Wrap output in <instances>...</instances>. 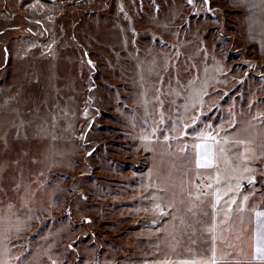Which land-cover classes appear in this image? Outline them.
I'll list each match as a JSON object with an SVG mask.
<instances>
[{
  "label": "rangeland",
  "instance_id": "1",
  "mask_svg": "<svg viewBox=\"0 0 264 264\" xmlns=\"http://www.w3.org/2000/svg\"><path fill=\"white\" fill-rule=\"evenodd\" d=\"M247 13L227 0H0V262L201 264L214 235L219 254L216 169L196 166L217 146L198 133L232 168L234 142L264 133V42ZM249 163L254 186L240 184L264 207V159Z\"/></svg>",
  "mask_w": 264,
  "mask_h": 264
},
{
  "label": "crops",
  "instance_id": "2",
  "mask_svg": "<svg viewBox=\"0 0 264 264\" xmlns=\"http://www.w3.org/2000/svg\"><path fill=\"white\" fill-rule=\"evenodd\" d=\"M227 1L232 7L244 6L249 10L247 24L250 26V30L255 33L251 34L252 39L260 43L264 42V35L259 33V29L257 30L264 25V4L261 3V0ZM250 5L255 6L250 7ZM253 142L254 144L251 146L256 149L264 145V133L258 131ZM220 169L222 172V164H220ZM240 175L248 176L249 174L240 171L236 176ZM241 185L243 184L241 183ZM229 188L232 190L229 191ZM220 191L222 192L221 199L219 203L216 202L214 220L217 225L216 234H219V237H225L227 240L226 243L224 239L219 238V250L228 253V256L221 260L220 264H264V261L254 259L258 228L256 211H264V207L258 205L256 196L249 194L246 185L237 191L234 177L231 184L222 182ZM245 195L249 196L248 201H244ZM233 197H235V202H233ZM229 204L231 207L228 206ZM259 219L262 221L261 226L264 227V217ZM221 220H225V223L221 224Z\"/></svg>",
  "mask_w": 264,
  "mask_h": 264
},
{
  "label": "snow or ice",
  "instance_id": "3",
  "mask_svg": "<svg viewBox=\"0 0 264 264\" xmlns=\"http://www.w3.org/2000/svg\"><path fill=\"white\" fill-rule=\"evenodd\" d=\"M192 0H189V3H191ZM261 3L264 4V0H261ZM255 5H250V7H254ZM89 63H91V61H89ZM85 113H87V110H85ZM261 116H264V113H260ZM196 119L195 118L192 120V123L195 124L196 123ZM255 119V118H254ZM185 127L187 128L188 125H185ZM235 130V129H234ZM155 131V129H153V132ZM199 136L204 137L207 136L209 137L213 144L216 145L217 147L211 148L207 145H205V147L203 148V150L197 154L196 157V166L197 167H206V168H215L216 169V176H215V185H216V191H217V195H216V202L219 203L220 202V185L222 182H226L228 184L232 183V176L229 175H222L221 174V169H220V163L221 161H224L229 169L235 173L237 170L241 171L242 173H248V176H234L235 178V183H236V190L238 191L239 188L243 187V185L240 184V180L241 179H249L250 178V182L253 183L254 186V182L256 180L255 175H253L252 173L254 171H256L255 168H253L251 166L250 163H245V162H256L259 161L261 159H264V145H262L259 149H256L255 147H252L251 145L254 144L253 141L251 140H247V139H237L234 144H233V148L235 149L236 152H239L240 155L237 158L240 161V164L237 165L236 168H232V164L233 161L230 160L228 158L227 155V150L225 149V147L222 146L221 141L217 140L215 136H213V134L211 132H205L204 130H201L200 133H198ZM150 137H142V139H149ZM165 139H167V137H165ZM223 143L227 144L228 143V138L227 136L224 137L223 139ZM197 147H200L199 145H197ZM242 165V167H241ZM206 187H212V185H206ZM232 189L229 188V191H231ZM35 193H33L34 195ZM189 195H191V193H189ZM233 202H235V197L232 198ZM244 201H248L249 196L245 195L243 197ZM172 205L169 204V207H171ZM229 207H231V205H228ZM155 209L157 211H163L162 207L160 204H155L154 205ZM212 208H216V204H212ZM256 216L258 218L257 220V224H258V228H257V238H256V245H255V256L254 259L257 260H261L264 261V227H262V221L259 218L264 217V211H256ZM221 224L225 223V220H221L220 221ZM208 231L211 233H215L217 231V225L216 224H211L208 226ZM220 239H224L225 242L227 243V240L225 237L221 236L219 237ZM217 239V237L214 235L213 236V244H212V249H211V256L207 259L202 260L201 264H218V260H224L227 256L228 253L220 251L218 254V249H217V245L215 243V240ZM0 264H5V262H0ZM52 264H56L55 261H52Z\"/></svg>",
  "mask_w": 264,
  "mask_h": 264
}]
</instances>
